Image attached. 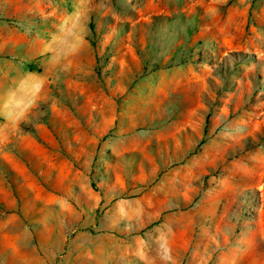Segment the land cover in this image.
<instances>
[{"label":"rangeland","instance_id":"rangeland-1","mask_svg":"<svg viewBox=\"0 0 264 264\" xmlns=\"http://www.w3.org/2000/svg\"><path fill=\"white\" fill-rule=\"evenodd\" d=\"M0 264H264V0H0Z\"/></svg>","mask_w":264,"mask_h":264}]
</instances>
